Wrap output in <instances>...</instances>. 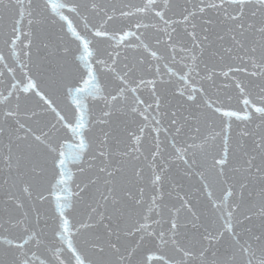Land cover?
<instances>
[{"label":"snow or ice","instance_id":"1","mask_svg":"<svg viewBox=\"0 0 264 264\" xmlns=\"http://www.w3.org/2000/svg\"><path fill=\"white\" fill-rule=\"evenodd\" d=\"M0 264H264V0H0Z\"/></svg>","mask_w":264,"mask_h":264}]
</instances>
